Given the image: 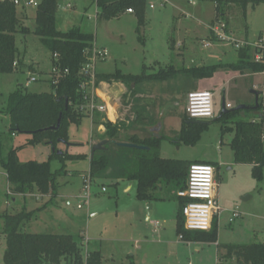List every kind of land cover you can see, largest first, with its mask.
<instances>
[{
    "label": "rangeland",
    "instance_id": "374dc122",
    "mask_svg": "<svg viewBox=\"0 0 264 264\" xmlns=\"http://www.w3.org/2000/svg\"><path fill=\"white\" fill-rule=\"evenodd\" d=\"M214 1L147 0L146 22L141 28V35L136 32L137 19L133 14L125 13L119 19L98 22L97 7L91 0H62L56 21L59 31L67 32L80 28L83 32L95 36L98 47L108 50L107 60L97 65L98 73L112 74L120 70L124 74L141 76L158 73L171 65L182 69L199 68L201 65L233 64L238 60V49L229 43L212 41L210 30L207 29L208 24L215 18ZM30 8L33 15H36V7ZM225 23L235 38L254 43L264 31V4L255 8L249 6L246 15L239 7L230 6L226 11ZM25 27L30 29V34H23L21 31L16 34L19 58L26 67L34 64V74L39 78L38 82L29 85L28 91L51 92L52 88L47 80L52 70V55L34 34L35 19L29 20ZM188 33H191L190 37L187 36ZM170 39L183 44L180 48L175 45L172 51L170 47L173 42ZM208 45L211 46L207 47ZM233 74L237 78L234 81V77H231ZM32 75L26 68L24 72L0 75V133L9 135V116L3 113L8 96L20 85L24 86ZM213 78L214 90H202L195 85L209 79L195 80L185 75H179L166 82L140 83L134 93L126 86L122 98L123 111H126L125 128L120 133L118 142L129 138L133 132L151 136L149 128L159 124L160 118L159 122L164 126V131L157 134V138L164 137L160 156L170 160L213 164L220 174L217 179L220 207L228 211L238 208L243 214L242 218L232 225L228 223L231 214H225L219 221V232L224 244H264V173L262 181H259L250 167L234 163V154L230 148L234 135L222 136L221 125L216 122L224 99L234 107L238 106L236 102L242 98L252 100L249 104L254 105L255 98L250 92L255 89L264 93V77L261 74L241 75L238 72L220 70ZM193 91L216 93V116L209 120L211 123L203 131L197 144L188 146L177 140L182 120L186 117L187 94ZM149 104L151 111L146 107ZM141 106L146 107L152 117L148 116V119L142 113H136L138 118L135 124L132 121L134 109L138 107L141 110ZM95 120L97 123H94V131L89 118H85L80 126L72 125L69 130L71 139L83 143L87 148L92 135L94 142L108 140L106 127L102 125L108 117L100 115L92 121ZM100 127L104 129V133L99 132ZM28 138L26 135L9 136L5 145L6 153L12 147L24 145ZM60 147L63 148V145L59 144L57 151H60ZM106 147L113 163L106 176L92 180V195L82 210L78 209L84 188L82 174L89 175L82 172L88 169L90 161L68 162V176L58 180L55 197H38L36 192L13 196L9 191L6 173L0 165V264H5L4 254L7 246L4 218L22 212H36L31 221L22 225V233L74 236L82 246L84 256L88 252H101V264H175L177 258L174 247L170 253L168 245L144 243L143 232L136 234L135 238L138 239L131 241L134 231L141 227L135 218L136 206L139 204L136 199V186L131 192L125 193L126 180L118 176H123L121 174L134 164L135 155L130 153L129 149L118 148L112 144ZM71 150V153L79 152L75 148ZM52 154L50 146L39 144L21 150L18 158L20 163H43L48 161ZM60 166L57 162L52 164L54 170ZM103 188L106 192L102 191ZM169 195L170 198L159 204L162 214L168 217L161 227L166 231V239L177 240L178 196ZM41 207L45 208L38 211ZM157 219L155 216L152 221ZM152 237L154 236L148 238L152 240ZM62 264L67 263L63 261ZM233 264L237 263L234 261Z\"/></svg>",
    "mask_w": 264,
    "mask_h": 264
},
{
    "label": "trees",
    "instance_id": "16d2710c",
    "mask_svg": "<svg viewBox=\"0 0 264 264\" xmlns=\"http://www.w3.org/2000/svg\"><path fill=\"white\" fill-rule=\"evenodd\" d=\"M62 0H42L36 8L34 34L40 38L43 46L52 55V65L58 64L62 70H69L57 85H51L52 91L32 93L20 85L7 99L3 113L9 116V135L0 133V165L6 173L10 186V194L28 195L38 193L41 196L55 197L57 181L67 176L68 162L84 161L90 158L88 154H72L71 151L58 154L59 140L70 142V127L80 126L89 115L81 109L87 104V93L82 89L88 79L83 74L84 66L89 62L90 53L96 43L95 36L73 28L67 32L59 31L57 27V12ZM97 7L98 22H108L119 19L132 10L137 19L136 32L141 35V28L146 22L147 0H91ZM215 18L224 21L227 8L239 7L246 15L249 6L255 8L264 4V0H215ZM17 7L9 2H0V75H11L24 72L26 68L19 58L16 45V34L21 31L29 34V29L21 28ZM215 40V39H214ZM174 51L175 45L171 44ZM238 61L233 64H218L201 66L199 68H176L171 65L158 73L135 76L124 74L120 70L112 74H96L95 88L100 84L121 83L129 87L132 93L140 83L166 82L174 80L179 75H185L195 80L212 79L220 70L238 72L241 75H256L264 72V63L256 62V49L252 47L238 50ZM55 55H58L56 60ZM32 70V68L30 69ZM135 84V89L132 85ZM188 95V94H187ZM100 103L99 100H97ZM242 105V104H240ZM248 110L230 111L219 115L216 119L221 125L222 136L233 134L230 148L237 165L252 166L254 177L262 181L264 173V93L259 98V108L254 105ZM235 108V107H234ZM233 109V108H232ZM95 112L94 116H100ZM61 118L58 130L56 127ZM94 123H97L95 120ZM211 122L209 120H193L186 117L182 120L180 136L177 141L188 146H195L203 131ZM106 127L108 145L118 142L125 124H113L110 121L102 123ZM17 135H26L28 140L24 145L12 147L7 153V139ZM164 138H148L141 140L138 136L129 139L130 143L149 147V151L129 149L135 155L134 164L125 171L128 181L137 184V199L143 203L164 201L184 190L187 185L190 166L194 164H210L206 162H188L164 159L160 156L161 144ZM39 144L54 148L49 160L43 163L30 161L20 163L18 153ZM107 145V146H108ZM117 146V145H115ZM118 147V146H117ZM72 148V147H71ZM70 148V150H71ZM121 148V147H118ZM127 149V148H122ZM106 150L96 152L90 161V176L93 179L106 176L113 161ZM61 164L54 170V162ZM212 165V164H211ZM179 204L177 218V234L185 241L200 243H217L218 223L215 220L209 232H191L185 229L183 207L186 201L177 197ZM36 212H22L15 216H5L6 251L5 264H101L100 251L88 252L84 256L82 246L71 235L27 234L21 232L24 223L31 221ZM264 264V244L256 243L247 246L227 245L219 247V264Z\"/></svg>",
    "mask_w": 264,
    "mask_h": 264
},
{
    "label": "built area",
    "instance_id": "2783aa9c",
    "mask_svg": "<svg viewBox=\"0 0 264 264\" xmlns=\"http://www.w3.org/2000/svg\"><path fill=\"white\" fill-rule=\"evenodd\" d=\"M9 1L17 8L38 7L42 0H0V2ZM133 13L132 10H128ZM212 41L229 43L236 49L252 47L256 49V62L264 63V31L260 33L256 42L241 41L229 33V28L224 21H217L209 27ZM215 39V40H214ZM208 45L207 47H210ZM90 53L89 62L83 68V74L88 81L82 85L87 93V104L81 107L89 117L95 112L105 113L107 107L98 103V98L95 96V82L98 63L105 62L108 58V50L100 48L95 43ZM56 60L58 55H55ZM69 74V70H62L58 64L52 65V70L49 75L51 85H57L59 81ZM264 76V72L261 73ZM39 78L33 74L30 80L26 83L28 87L31 83H36ZM227 108H232L227 104ZM186 115L193 120H212L216 116V99L215 94L211 91H193L186 98ZM83 194L81 195V203L78 209H83L92 195V178L90 174L84 178ZM216 169L211 164H194L190 166L188 172L187 185L184 190L177 193L179 199L186 201L183 207V216L185 218V229L191 232H209L211 231L214 221L221 220L223 209L220 207L216 197ZM106 192V189H103ZM241 212L235 209L231 212L230 223H234L241 217ZM182 240L183 237L180 236Z\"/></svg>",
    "mask_w": 264,
    "mask_h": 264
},
{
    "label": "crops",
    "instance_id": "0c3cea01",
    "mask_svg": "<svg viewBox=\"0 0 264 264\" xmlns=\"http://www.w3.org/2000/svg\"><path fill=\"white\" fill-rule=\"evenodd\" d=\"M193 5H196V4L193 3ZM127 13L128 14H133V13H129V12H127ZM17 14H18V19L20 21V27L21 28H27V27H25L26 23L29 20H31V19H36V15H33L31 8H23V7L22 8H18L17 9ZM212 23L213 22H211V24H208V26H207L208 30H209V27L212 25ZM27 29H29V28H27ZM30 33H31V31L29 29V34ZM229 33L232 34L230 32V30H229ZM190 35H191V33L190 34L188 33L187 36L190 37ZM170 40L173 42V44L175 43L174 45H177V48H180L182 46V44H183V42L178 44L177 42L173 41V39H170ZM169 43H171V42H169ZM201 66H199V67H201ZM27 67H26V69L31 71L33 74L36 72V69H35L36 67H35L34 64L29 65ZM31 68H32V70H30ZM231 77H234V78H232L233 79L232 81L237 79L234 74ZM48 81L49 80H47V82ZM214 83H215L214 82V78H212V79H209V80H205V81L203 80L201 82H198L195 85L199 86L202 90H209V89L214 90V88H213V87H215ZM24 86H26V84ZM250 86H252V83H251ZM118 87H119V89H118ZM26 88L28 89L29 86L26 87ZM125 91H126V85L125 84H121V83H114V84L102 83V84H100V86L95 91V96L98 98L100 103L104 104L107 107V111L105 113H99V114L103 115V116H107L108 120L110 122H114V123L119 122V123H123L124 124L125 117H126V115H125L126 111L125 110L123 111L122 98H123V95L125 94ZM215 97H216V93H215ZM251 101L248 98H242L241 100H238L236 102V104H238V105H240V104H249ZM229 104L231 105L232 108L234 107L233 104H231V103H229ZM138 107H137V109H134L135 110L134 111V117H132V121H134L135 124H136V121H137V118H138V115H136V113H142L145 116V118H148V116L152 117L150 113L148 114V112L151 111L150 104H149V106L146 105V107H148L150 109L149 111H148V109L146 110L145 109L146 107L144 108V106H141V110L138 109ZM159 110H160V108H159ZM159 110L157 111L158 113H159ZM154 111H155V109H154ZM88 118L92 122L93 131H94V126L95 125H94V122L92 120H93V118H95V116L93 115L92 117L90 116ZM159 121H160V118L158 119V123L159 124H156V126H154L152 128L151 127L149 128V131L151 132V136H149L146 133L139 134V133L133 132V134L130 135L129 138H127V139H125V140H123L121 142L119 141L118 143H130L129 139L131 137H133V136H138L141 140L148 139V138H156V139L161 138L162 136L157 138V134H159L160 132L164 131V126L162 125V122L160 123ZM99 132L104 133V129H102V127H100L99 128ZM70 143L73 144L72 148H75V149H77L79 151L77 153L74 152L72 154L78 155V154H89L90 153L89 149H91V147L93 145L99 143V141L98 142H94L93 141V135H92V137L90 138V140L87 143L88 144V148L85 147V145L83 143L74 141L73 139H71V137H70ZM61 145H63V144H61ZM78 148H83V149H78ZM65 149H67L65 145H63V148L62 147L59 148V150L62 151V152H66ZM69 151H72V150L69 149ZM87 161L89 162L90 158L88 160H84L83 162H87ZM57 163H59V162H57ZM90 163L91 162H89L88 169L86 171L82 172V173L89 174V172H90ZM239 166H248V167H250L252 169V166H250V165H239ZM59 168H57V169H59ZM71 175L72 174H69V176H71ZM82 175H83L82 178H84L86 176L84 174H82ZM121 175H123V176H118V177H123L124 178L125 173L121 174ZM219 176H220V174H218V172L216 170V182H217V179H218ZM115 178H116V176H115ZM125 180H126L127 185L124 188V192L125 193H129V192L132 191L134 186H136V199H137V184L135 182L128 181L126 178H124V181ZM57 185H59L58 181H57ZM117 185H119V183ZM103 189H105V188H103ZM103 189H102V191H103ZM37 196L38 197H43L40 194H38ZM216 197H217V200L219 201V204H220L221 201H220V190H219V183L218 182H217V188H216ZM138 203L139 204L136 206V216H135V218H136V220H138L137 222L140 224L141 227H138V229L136 231H134V234H133L134 236H133V239L131 241H133V240L135 241L136 239H138V238H135V235L136 234H140L141 232H143L142 236H144V237H143L142 241L144 243H155L156 242V243L168 245L170 253L172 251L171 248L174 247V250H176V258H177L175 264H219V247L220 246L232 245V244H224V242L222 241V236H221V233L219 232V221H221V220H217V219H216V221L218 223V241H217V243H200V242H189V241H185L184 239L181 240L180 236H178V234H177V231H176V234H177V237H178L177 240H175V239L172 240V239H168V238L166 239V234H165L166 231H165L164 228L161 227V224L162 223L165 224L167 219H168V217L164 216L162 214V212H161L162 209L159 206L161 201L152 203L153 209H152V214L151 215H149L148 210H147V205L149 203H143V202H140L139 200H138ZM44 208L45 207H41V208H39V209L37 208V209H38V211H40V210H43ZM236 209H238V208H236ZM223 211L224 212H223V215H222L221 219H223V216L225 214H231V212L233 210L232 211L223 210ZM241 215H243V214L241 213ZM91 216L95 217L96 215H91ZM155 216L158 219L155 220V221H152V218L155 217ZM177 218H178V214H177ZM177 218H176V222H177ZM230 218H231V215H230ZM230 218L228 219V223H229V225H232L233 223H230ZM241 218H242V216L239 219H241ZM239 219H237V220H239ZM148 224H150V226H148ZM152 226H154V227H152ZM148 232L150 233V235H146ZM152 235L154 237H152V240H150L148 237L152 236Z\"/></svg>",
    "mask_w": 264,
    "mask_h": 264
},
{
    "label": "water",
    "instance_id": "95a60500",
    "mask_svg": "<svg viewBox=\"0 0 264 264\" xmlns=\"http://www.w3.org/2000/svg\"><path fill=\"white\" fill-rule=\"evenodd\" d=\"M134 86H135V84L132 85V88H134ZM250 93L255 97L254 109H258L259 108V98L261 96V92L253 89V90H251ZM248 109H251V106L244 105V104L238 105L237 107H235L233 109H228L226 100L224 99L223 104H222V109H221V112H220V116L222 114L228 113L230 111H239V110H248ZM61 118H62V115H61V117H60V119L58 121L57 126L56 127H52L51 130H58L60 128ZM109 142H110L109 140H103V141H100L99 143L93 145L91 147V151H90V161L94 158L96 152L106 150V145H108ZM59 143L66 146V148H67L66 152H68L69 149L73 146V144H71L70 142H65V141H62V140H59ZM113 143L115 145H117L118 147H121V148L134 149V150H138V151H149L150 150L149 147L138 145V144H135V143H118V142H113ZM52 150H53V152L55 151L54 148H52ZM57 153L60 155V154H62V151H58ZM152 209H153L152 203H149L147 205V210H148L149 215L152 214Z\"/></svg>",
    "mask_w": 264,
    "mask_h": 264
},
{
    "label": "bare ground",
    "instance_id": "6f19581e",
    "mask_svg": "<svg viewBox=\"0 0 264 264\" xmlns=\"http://www.w3.org/2000/svg\"><path fill=\"white\" fill-rule=\"evenodd\" d=\"M112 113V112H111Z\"/></svg>",
    "mask_w": 264,
    "mask_h": 264
}]
</instances>
